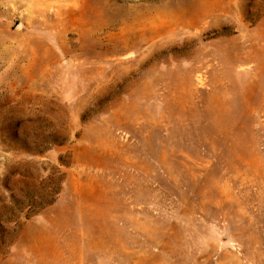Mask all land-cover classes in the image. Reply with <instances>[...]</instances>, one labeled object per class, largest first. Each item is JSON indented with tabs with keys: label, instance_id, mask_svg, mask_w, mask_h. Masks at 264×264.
Here are the masks:
<instances>
[{
	"label": "rangeland",
	"instance_id": "rangeland-1",
	"mask_svg": "<svg viewBox=\"0 0 264 264\" xmlns=\"http://www.w3.org/2000/svg\"><path fill=\"white\" fill-rule=\"evenodd\" d=\"M0 264H264V0H0Z\"/></svg>",
	"mask_w": 264,
	"mask_h": 264
}]
</instances>
